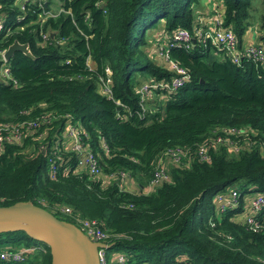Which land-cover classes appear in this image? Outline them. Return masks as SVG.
Wrapping results in <instances>:
<instances>
[{"label": "trees", "instance_id": "16d2710c", "mask_svg": "<svg viewBox=\"0 0 264 264\" xmlns=\"http://www.w3.org/2000/svg\"><path fill=\"white\" fill-rule=\"evenodd\" d=\"M59 1L64 11L39 25L35 19L50 0L41 7L32 0H0V47L17 39L34 56L14 51L8 59L17 84L0 78V124L47 114L51 119L3 145L0 205L30 200L73 223L75 216L95 220L113 242L110 249L126 252L124 264H264V225L253 230L236 218L246 210L245 194L264 192V60L255 63L243 55L235 63L223 48L197 37L188 46L170 41L169 54L189 79L165 99L156 95L141 111L139 83L172 75L142 50L150 41L146 31L159 25L167 33L183 27L193 34L200 0ZM218 1L222 26L234 33L241 50L254 0ZM260 3L257 42L264 46V0ZM40 26L53 35L42 40ZM104 67L110 96L100 91ZM65 114L80 126L101 172L115 174L109 183L75 172L74 151L60 147L58 157H50ZM230 128L245 131L227 136L238 150L230 143L211 144ZM202 143L207 160L196 154ZM175 146L189 151L188 162L167 163L169 180L145 192L156 157ZM51 161L56 170L49 177ZM120 171L130 180L121 181ZM227 187L236 188L238 203L219 211L211 197ZM32 243L42 248L0 264H50L44 243L22 230L0 232V248Z\"/></svg>", "mask_w": 264, "mask_h": 264}, {"label": "built area", "instance_id": "2783aa9c", "mask_svg": "<svg viewBox=\"0 0 264 264\" xmlns=\"http://www.w3.org/2000/svg\"><path fill=\"white\" fill-rule=\"evenodd\" d=\"M22 1V0H21ZM37 3L40 7L41 4L46 3V0H32ZM43 1V2H42ZM58 2V6L54 7V3H50L48 9H42L35 21L41 25L43 21L48 17L54 14H57L60 11H64L61 7L59 0H53ZM102 0H99L98 3H101ZM223 15L221 9L213 11L211 14L200 16L193 26V34L189 32L187 28L177 27L170 32L160 31L161 34H156L153 37V49L151 50L152 55H155L158 58V61L167 67V69L172 72V75L168 80H145L139 83L136 87L138 94V104L143 111L145 109L146 103L153 99L156 95L159 99H165L166 95L175 90L186 80L189 79V72L183 66H181L177 61H175L169 54L168 45L171 42L181 43L184 46H188L192 38H196L199 41H209L210 43L223 48L226 51L227 56L235 63H238L243 55L250 58L253 62H261L264 60V46L258 42H247L243 45L242 49L237 48V42L234 33L222 26ZM2 27V21L0 20V29ZM39 34L42 40H46L49 36L47 30H43L40 26ZM5 48L0 47V78L5 83H11L16 85L17 82L10 73V69L7 61L3 58V51ZM87 63V60H86ZM104 71L107 75L105 77H99V86L100 91L110 96V86L108 67H104ZM157 91V94L154 93ZM47 114L42 116L41 119L34 118L28 120H22L18 122H4L0 124V153L2 152L3 145L6 142L18 141L22 138L23 135H26L37 129L39 121H44V123L49 122L51 119ZM59 115H53V118H58ZM65 119L63 129L60 133V138L54 141L52 148H50V157H58L59 152L64 143L62 142L65 138H70L72 140L70 148L68 150L74 151L77 159L74 171L80 172L84 171L91 177H98L103 183H109L112 178H114V173H102L100 167L97 163V159L91 149L85 145L81 140V128L78 124L73 122L70 119L69 114H65ZM223 135H217L211 138V144L216 146L220 143H230L231 149L234 151L238 150L239 145L234 143L231 139L228 140L227 136L229 134L241 136L245 133L244 130H238L235 128H230L229 130H224ZM231 141V142H230ZM103 147L106 149L105 144ZM197 156L200 160H207L208 151L205 145L202 143L198 147ZM190 153L187 149L181 147H168L158 154L155 159L153 169L149 179L146 184L143 185L142 189L147 192L150 191L154 186L158 185L163 181L169 180V173L167 170V163H186L190 158ZM56 170V165L54 161H51L48 167L49 177L54 174ZM117 175V174H116ZM119 179L125 181L129 179L127 173L120 171L118 172ZM119 186H122L119 183ZM239 193L236 191V188L230 187L227 191H219L211 197V201L215 205V208L219 211H223L227 207H232L238 203ZM264 204V192L254 193L248 201L247 211L244 214L241 222L246 223L250 228L256 230L264 225V213L259 211ZM59 209L64 213H70V208L67 206H61ZM77 225L83 233L91 240L108 243L106 235L99 229L95 220H90L86 218L76 217L74 219ZM71 222V221H70ZM73 223V222H72ZM42 244V243H41ZM42 246L40 243H32L29 245H21L16 248H0V260L5 261H19L22 260L26 254L32 253L38 249H41ZM110 248L106 247H97V255L99 259V264H124L127 258L126 252L122 250H115L108 254Z\"/></svg>", "mask_w": 264, "mask_h": 264}, {"label": "water", "instance_id": "95a60500", "mask_svg": "<svg viewBox=\"0 0 264 264\" xmlns=\"http://www.w3.org/2000/svg\"><path fill=\"white\" fill-rule=\"evenodd\" d=\"M52 35L53 32H49V36ZM14 51L34 58L27 43L17 39L5 47L3 58L8 61ZM13 230H22L30 238L44 243L50 264H99L97 247L110 248L113 244L89 239L74 223L58 218L30 200L0 205V232Z\"/></svg>", "mask_w": 264, "mask_h": 264}, {"label": "crops", "instance_id": "0c3cea01", "mask_svg": "<svg viewBox=\"0 0 264 264\" xmlns=\"http://www.w3.org/2000/svg\"><path fill=\"white\" fill-rule=\"evenodd\" d=\"M219 3L220 2L218 0H200L198 6L195 9L196 13H195L194 21L196 22V20L200 16L211 14V13H213V11L219 10V8L221 9V6L219 5ZM53 6H55V5L53 4ZM159 34H161V32H159ZM258 34H259V31H258L257 25L254 26L253 28L251 26H248V28L245 30V33H244L243 42L245 44L247 42H257ZM155 35H153V37ZM153 37H151V39H153ZM88 60L89 59H87V61ZM89 62H90V60H89ZM87 65H89V64H87ZM89 67H92V65H90ZM62 142L64 143L65 149L68 150L70 148V144H71L72 140L70 138H65ZM253 195H254V193L244 195V204H245L246 210L243 211L242 213H240V215H238L236 217L240 221L244 217V214L247 211L248 201H249L250 197H252Z\"/></svg>", "mask_w": 264, "mask_h": 264}, {"label": "rangeland", "instance_id": "374dc122", "mask_svg": "<svg viewBox=\"0 0 264 264\" xmlns=\"http://www.w3.org/2000/svg\"><path fill=\"white\" fill-rule=\"evenodd\" d=\"M50 2L51 3H54V7H57L58 6V2H54L53 0H50ZM262 11V6H261V3H260V0H254L253 2H252V6H251V15H252V19H251V21H250V24H249V26H251L252 28L254 27V26H256L257 25V23H258V16H259V13ZM158 24H160V21L158 22ZM257 28H258V26H257ZM161 31V29H160V26L159 25H156V26H154V27H152V28H150V29H148L147 31H146V37L147 38H149L150 39V41L148 40V42H147V44L146 45H144L143 47H142V50L149 56V57H151L154 61H156V62H158V58H156L155 57V55H152V52H151V50L153 49V43H152V39H151V37H153V35H155V34H157V33H159L160 31ZM152 44V45H151ZM87 64H89L88 66H90L91 65V63L89 62V60L87 61ZM156 100L155 99H150L149 100V103L150 104H152V103H154ZM229 189V187H227L225 190H224V192L225 191H227ZM251 193V192H250ZM244 198V197H243ZM1 246H8V244H2ZM113 251H115V249H111V250H108V254L110 255V252H113Z\"/></svg>", "mask_w": 264, "mask_h": 264}]
</instances>
